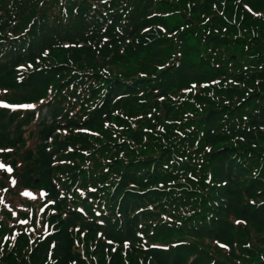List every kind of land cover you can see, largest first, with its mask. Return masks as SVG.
<instances>
[{"label":"trees","instance_id":"16d2710c","mask_svg":"<svg viewBox=\"0 0 264 264\" xmlns=\"http://www.w3.org/2000/svg\"><path fill=\"white\" fill-rule=\"evenodd\" d=\"M262 2L0 0V77L47 92L24 156L57 210L44 241L15 230L0 264H264Z\"/></svg>","mask_w":264,"mask_h":264},{"label":"rangeland","instance_id":"374dc122","mask_svg":"<svg viewBox=\"0 0 264 264\" xmlns=\"http://www.w3.org/2000/svg\"><path fill=\"white\" fill-rule=\"evenodd\" d=\"M226 2L230 3L232 0H226ZM126 5H129V1ZM227 8L229 9L230 6H227ZM168 12V14L162 15V20L167 22V29L170 27L173 29V26L177 25L183 26L184 21L177 11L168 10ZM218 48L221 49L223 47L218 46ZM237 48H239V45L234 47L233 52H230H232L231 57L237 60L236 68H241L245 65L248 57L243 51L240 53ZM192 49L193 53L190 52L191 56L195 54L194 50L196 48L192 47ZM187 62L188 66L185 68L186 75L190 78L189 81L202 78L205 68L196 66L191 60H187ZM28 66L31 67V64H28ZM25 80L20 79L18 75H16V79L0 77V101L3 102L0 103V164L11 168V172H8L7 167H0V231L5 230L0 235V248L9 243V246L12 247L11 250H14L13 247L18 246L17 240L19 237L13 244L15 230H22L28 237H32L36 230L41 229L43 232L39 233L37 238H41V241H44L53 227L42 215L50 212L57 214L56 208H53L55 204L50 202V194L47 190L49 183L46 178L37 168L31 169L32 165L29 170L26 168L24 152L32 149L34 155H36L37 150L41 146L38 122L43 121V115L46 112L45 100L47 92L45 88L35 84L24 85ZM6 105H32V107L12 108ZM33 110L37 112L36 121L31 120L27 125H23V123L20 127H16L17 121L22 120V122H25V120L31 119L30 115ZM10 117L15 119L14 123L10 122ZM16 143L18 146H14ZM25 192L29 194L25 195ZM235 203L238 202L236 201ZM235 205L238 208L237 204ZM3 210L9 212L11 220L6 218L8 215H3ZM79 212L82 213V211ZM61 217L66 218V213H62ZM236 225L242 231H245L248 227V223L244 219L236 218ZM70 228L80 229L79 226L72 225V223H70ZM262 233L264 234V232ZM200 240L206 249L213 254L215 250L212 248L221 245L218 244L219 242L210 241L207 237H202ZM109 242L111 243V241ZM26 246L27 242L21 250L24 251ZM221 247L226 248V245H221ZM79 248L81 253L84 254V248ZM153 248L165 249L162 246ZM79 250L78 252H80ZM125 264H130L128 259Z\"/></svg>","mask_w":264,"mask_h":264},{"label":"snow or ice","instance_id":"6c2138e0","mask_svg":"<svg viewBox=\"0 0 264 264\" xmlns=\"http://www.w3.org/2000/svg\"><path fill=\"white\" fill-rule=\"evenodd\" d=\"M0 103H3V102L0 101ZM6 106L7 107H12V108H15V107H32V105H6ZM0 167H7V166L0 164ZM7 171L8 172H11V168L10 167H7ZM24 194L27 195L29 193L25 192Z\"/></svg>","mask_w":264,"mask_h":264}]
</instances>
